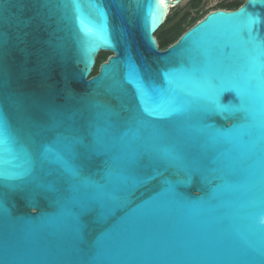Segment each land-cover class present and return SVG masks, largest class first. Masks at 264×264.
I'll use <instances>...</instances> for the list:
<instances>
[{
	"label": "water",
	"instance_id": "water-1",
	"mask_svg": "<svg viewBox=\"0 0 264 264\" xmlns=\"http://www.w3.org/2000/svg\"><path fill=\"white\" fill-rule=\"evenodd\" d=\"M169 4V0H57L44 7L43 0H0V31L7 41L5 91L19 96L39 119H44L41 109L62 114L89 145L94 102L119 114L117 136L127 131L125 122L138 112L134 86L125 81L129 65L145 82L160 87L165 86L163 71L197 63L201 56L207 58L210 72L245 71L243 55L231 44V29L233 23L244 21L243 12L264 16V7H251L247 0L236 11L210 13L160 50L154 34ZM258 27L264 37V21ZM101 52L112 55L91 75ZM114 80L121 82L123 91L110 87ZM250 87L256 93L254 119L239 143L220 147L225 155L219 164L201 156L195 137L190 149L194 166L189 171L160 164L151 154L140 156L127 169L134 179L112 191L103 206L85 212L78 235L59 220L70 192L58 170L49 172L52 166L42 170L37 162L33 171L39 183L50 187H38L26 178L16 187L0 188L5 209L0 217V264H264V71ZM220 103L229 108L237 103L235 94L223 93ZM5 109L12 127L19 128L15 106L7 103ZM234 122H244L240 113L203 119L218 129ZM182 127L179 119L166 117L142 129L141 136L147 141L156 128L174 137ZM53 140L54 133L44 142ZM24 147L34 152L31 144ZM125 154L117 139L101 151L82 150L77 164L89 181L108 184V167ZM195 165L204 171H196ZM216 168L219 174L210 171ZM164 180L184 199L206 203L189 211L162 198L149 201ZM98 242L102 249L92 258Z\"/></svg>",
	"mask_w": 264,
	"mask_h": 264
},
{
	"label": "snow or ice",
	"instance_id": "snow-or-ice-1",
	"mask_svg": "<svg viewBox=\"0 0 264 264\" xmlns=\"http://www.w3.org/2000/svg\"><path fill=\"white\" fill-rule=\"evenodd\" d=\"M19 2L23 3V0ZM56 2L57 0H43V5L48 7ZM257 5L264 7V0H250L251 7ZM98 11L101 16L104 15L102 9ZM242 14L244 21L233 23L231 29V44L244 58L245 71L242 74L210 72L207 58L201 56L197 63L191 62L185 66V62L163 71L161 75L165 86L160 87L145 82L129 65L125 81L134 86L138 112L125 122L127 131L117 136L119 114L106 104L94 102L93 116L88 125L92 137L89 145L83 143L80 133L62 114L41 109L44 119H39L19 96L5 91L7 72L4 58L7 41L0 31V188L16 187V182L26 178L37 182L38 187H50L39 183L40 178L34 176L33 171L37 162L42 170L45 166H52L49 172L58 170L61 178L69 185L70 192L62 204L59 220L78 235L83 227L81 216L98 205L103 206L111 198L112 191L124 187L134 179L127 174V169L140 156L151 154L160 164L189 171L194 166L190 149L195 137L201 156L213 157L219 164L225 155L219 151L220 147L227 148L239 143L247 133L249 122L254 119L253 103L256 93L250 87V81L257 79L261 71H264V61L261 59L264 57V37H261L258 27L264 21V16L249 14L247 11ZM2 22L3 15L0 14V23ZM110 87L123 91L119 80H114ZM225 92L234 93L237 99V103L227 109L220 103V97ZM7 103L15 106V119L19 121V128L10 124L12 117L5 109ZM225 112L240 113L244 122H234L227 129L203 123L204 117ZM166 117H175L183 123L181 133L170 137L153 128L149 139L144 141L141 130ZM193 119L199 121V124L193 125ZM52 133V143H45V138ZM117 139L126 154L108 167L106 176L109 183L94 184L86 179L77 164L82 150L101 151ZM25 143L31 144L34 152L28 151L24 147ZM195 170L204 171L199 165H195ZM210 171L219 174L221 170L216 168ZM160 198L167 204L189 211H196L206 203L199 198L184 199L168 180L163 181L161 191L149 201ZM2 199L3 194L0 193V217L5 212ZM102 246L103 243H97L92 250V258L101 251Z\"/></svg>",
	"mask_w": 264,
	"mask_h": 264
},
{
	"label": "flooded vegetation",
	"instance_id": "flooded-vegetation-1",
	"mask_svg": "<svg viewBox=\"0 0 264 264\" xmlns=\"http://www.w3.org/2000/svg\"><path fill=\"white\" fill-rule=\"evenodd\" d=\"M246 1L247 0H169L170 4L166 17L160 29L167 33L168 39L173 38L181 31L190 29L208 14L218 11H236ZM110 55H112V53L108 52L104 56H101L93 75L97 73L99 65Z\"/></svg>",
	"mask_w": 264,
	"mask_h": 264
},
{
	"label": "trees",
	"instance_id": "trees-1",
	"mask_svg": "<svg viewBox=\"0 0 264 264\" xmlns=\"http://www.w3.org/2000/svg\"><path fill=\"white\" fill-rule=\"evenodd\" d=\"M160 29V28H159ZM158 32L159 31H157L155 34H154V37L156 38V41H157V45H158V48L160 49V50H164V49H166L168 46H170L171 44H173L178 38H179V36L181 35V33H182V31L180 32V33H178L175 37H173V38H169V39H166V40H159L158 39ZM101 53H99L98 55H97V57H96V62H98L99 63V59L101 58ZM96 62H95V64H96ZM95 67V66H94ZM94 69V68H93ZM94 74V71L92 70V74L91 75H93Z\"/></svg>",
	"mask_w": 264,
	"mask_h": 264
},
{
	"label": "rangeland",
	"instance_id": "rangeland-1",
	"mask_svg": "<svg viewBox=\"0 0 264 264\" xmlns=\"http://www.w3.org/2000/svg\"><path fill=\"white\" fill-rule=\"evenodd\" d=\"M159 32H158V39L159 40H166V39H168V36H167V33H165V32H163L161 29H159L158 30ZM182 32H184V31H182ZM108 52H101V55H105V54H107ZM97 66H98V62H96V64H95V67H94V69H93V71L95 72V69L97 68Z\"/></svg>",
	"mask_w": 264,
	"mask_h": 264
}]
</instances>
